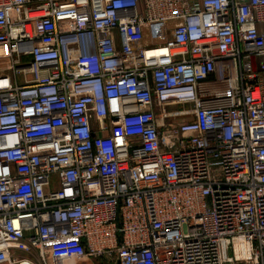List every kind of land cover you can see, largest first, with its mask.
<instances>
[{"label":"built area","instance_id":"obj_1","mask_svg":"<svg viewBox=\"0 0 264 264\" xmlns=\"http://www.w3.org/2000/svg\"><path fill=\"white\" fill-rule=\"evenodd\" d=\"M261 22L264 0H0V264H264Z\"/></svg>","mask_w":264,"mask_h":264},{"label":"crops","instance_id":"obj_2","mask_svg":"<svg viewBox=\"0 0 264 264\" xmlns=\"http://www.w3.org/2000/svg\"><path fill=\"white\" fill-rule=\"evenodd\" d=\"M257 27L258 30H260V32L264 34V22L259 23ZM253 62L255 64V68H257L259 64L258 60L254 59ZM68 264H104V263L102 262V260H97L93 258H84L83 260H74Z\"/></svg>","mask_w":264,"mask_h":264},{"label":"rangeland","instance_id":"obj_3","mask_svg":"<svg viewBox=\"0 0 264 264\" xmlns=\"http://www.w3.org/2000/svg\"><path fill=\"white\" fill-rule=\"evenodd\" d=\"M162 41H166V38H163ZM0 70H5L6 73L11 75L12 71L9 69V61H0Z\"/></svg>","mask_w":264,"mask_h":264}]
</instances>
